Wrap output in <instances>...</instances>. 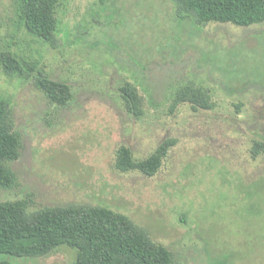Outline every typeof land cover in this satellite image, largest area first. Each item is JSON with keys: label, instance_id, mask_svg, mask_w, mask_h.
<instances>
[{"label": "rangeland", "instance_id": "rangeland-1", "mask_svg": "<svg viewBox=\"0 0 264 264\" xmlns=\"http://www.w3.org/2000/svg\"><path fill=\"white\" fill-rule=\"evenodd\" d=\"M58 45L23 28L18 0H0V58L8 51L66 82L72 99L56 106L29 78L7 76L0 59V98L10 101L19 158L12 189L0 201L43 206L89 204L127 216L174 264H264V23H209L175 13L171 0H63ZM135 86L142 115L130 114L119 88ZM207 88L213 108L172 106L186 84ZM173 139L158 173L114 168L117 149L136 159ZM61 246L48 256L0 254L12 264H71Z\"/></svg>", "mask_w": 264, "mask_h": 264}, {"label": "trees", "instance_id": "trees-1", "mask_svg": "<svg viewBox=\"0 0 264 264\" xmlns=\"http://www.w3.org/2000/svg\"><path fill=\"white\" fill-rule=\"evenodd\" d=\"M63 0H18V15L23 28L51 48H56V11ZM175 13L193 19L197 25L209 23L249 27L264 23V0H171ZM7 76L27 79L50 103L66 106L72 99L71 87L48 77L43 69L22 57L4 52L1 55ZM126 110L134 117L142 115L143 98L132 84L119 88ZM188 105L193 111L211 110L207 88L186 84L179 87L172 106ZM10 101L0 98V188L12 189L16 177L9 164L20 155L21 137L13 130ZM175 141L168 139L144 159L121 145L114 168L122 173L137 171L146 177L160 170ZM252 159L264 155V141L254 140ZM29 199L0 201V254L14 258L45 257L65 246L74 251L71 264H174L173 254L151 241L127 216L107 207L89 204L43 206L29 210ZM0 264H12L1 261Z\"/></svg>", "mask_w": 264, "mask_h": 264}]
</instances>
